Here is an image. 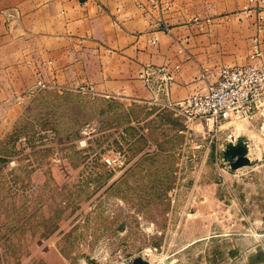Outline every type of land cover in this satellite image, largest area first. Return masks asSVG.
<instances>
[{
  "label": "rangeland",
  "instance_id": "rangeland-1",
  "mask_svg": "<svg viewBox=\"0 0 264 264\" xmlns=\"http://www.w3.org/2000/svg\"><path fill=\"white\" fill-rule=\"evenodd\" d=\"M35 76L0 127V264H264V111L209 128Z\"/></svg>",
  "mask_w": 264,
  "mask_h": 264
},
{
  "label": "crops",
  "instance_id": "crops-1",
  "mask_svg": "<svg viewBox=\"0 0 264 264\" xmlns=\"http://www.w3.org/2000/svg\"><path fill=\"white\" fill-rule=\"evenodd\" d=\"M135 2L0 0L1 130L13 124L9 117L19 113V97L35 83L38 68L49 88L89 86L94 99L130 106L152 98L138 80L147 64L179 65L170 95L177 102L205 85L203 69L211 82L221 67L248 63V54L227 58L239 35H260L264 61V21L259 32L255 16L239 13L243 0H175L163 15L145 14ZM162 22L170 34L160 31Z\"/></svg>",
  "mask_w": 264,
  "mask_h": 264
},
{
  "label": "built area",
  "instance_id": "built-area-1",
  "mask_svg": "<svg viewBox=\"0 0 264 264\" xmlns=\"http://www.w3.org/2000/svg\"><path fill=\"white\" fill-rule=\"evenodd\" d=\"M82 1L83 5H86L90 0ZM174 3L175 0H145L136 1L135 6L145 14L163 15L172 10ZM250 3L251 7L246 12V16H255L261 32L264 21V0H250ZM160 27V31L170 34L171 30L164 22ZM203 28V25L198 27L200 31ZM149 43L155 46L158 40L154 37ZM250 46L246 65L221 67L215 75V80L211 82L209 70L203 69L200 80L205 82V85L177 102L172 101L170 95L179 65L169 67L147 64L141 68L138 80L154 96V101L159 99L164 106L175 111L188 122H200L209 128H216L233 117L251 119L256 112L264 111V61L262 43L258 35L253 37Z\"/></svg>",
  "mask_w": 264,
  "mask_h": 264
},
{
  "label": "water",
  "instance_id": "water-1",
  "mask_svg": "<svg viewBox=\"0 0 264 264\" xmlns=\"http://www.w3.org/2000/svg\"><path fill=\"white\" fill-rule=\"evenodd\" d=\"M230 150V160L232 161L234 158H237L234 163H232L233 168H238L243 165H248V158L245 156L246 147L244 146L242 141H239L235 145L229 146Z\"/></svg>",
  "mask_w": 264,
  "mask_h": 264
},
{
  "label": "trees",
  "instance_id": "trees-1",
  "mask_svg": "<svg viewBox=\"0 0 264 264\" xmlns=\"http://www.w3.org/2000/svg\"><path fill=\"white\" fill-rule=\"evenodd\" d=\"M257 254H258V256H260V255L262 256L261 262H263V260H264V253L258 252Z\"/></svg>",
  "mask_w": 264,
  "mask_h": 264
}]
</instances>
